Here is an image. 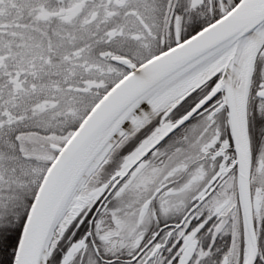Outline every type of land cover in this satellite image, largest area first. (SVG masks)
Listing matches in <instances>:
<instances>
[{
  "label": "snow or ice",
  "instance_id": "snow-or-ice-1",
  "mask_svg": "<svg viewBox=\"0 0 264 264\" xmlns=\"http://www.w3.org/2000/svg\"><path fill=\"white\" fill-rule=\"evenodd\" d=\"M0 264H264V0H0Z\"/></svg>",
  "mask_w": 264,
  "mask_h": 264
}]
</instances>
